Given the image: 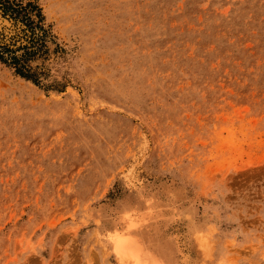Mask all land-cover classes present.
Wrapping results in <instances>:
<instances>
[{"label": "rangeland", "instance_id": "1", "mask_svg": "<svg viewBox=\"0 0 264 264\" xmlns=\"http://www.w3.org/2000/svg\"><path fill=\"white\" fill-rule=\"evenodd\" d=\"M0 16V264H264V0Z\"/></svg>", "mask_w": 264, "mask_h": 264}, {"label": "bare ground", "instance_id": "2", "mask_svg": "<svg viewBox=\"0 0 264 264\" xmlns=\"http://www.w3.org/2000/svg\"><path fill=\"white\" fill-rule=\"evenodd\" d=\"M1 27L4 29L5 33L11 31L10 24L0 16V28ZM131 227L132 226L128 227L126 230ZM110 239L111 249L121 260L122 264H144L141 259V253L135 248V245L127 234L115 232ZM154 262L155 261H153V264H158Z\"/></svg>", "mask_w": 264, "mask_h": 264}]
</instances>
